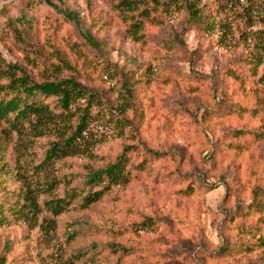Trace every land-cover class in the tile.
I'll use <instances>...</instances> for the list:
<instances>
[{
    "label": "rangeland",
    "instance_id": "1",
    "mask_svg": "<svg viewBox=\"0 0 264 264\" xmlns=\"http://www.w3.org/2000/svg\"><path fill=\"white\" fill-rule=\"evenodd\" d=\"M49 2L0 0V87L17 65L102 101L75 153L51 164L77 116L0 121V264H264V0H200L211 26L180 11L138 40L118 0ZM123 151L130 183L89 208L77 195L50 209Z\"/></svg>",
    "mask_w": 264,
    "mask_h": 264
},
{
    "label": "trees",
    "instance_id": "2",
    "mask_svg": "<svg viewBox=\"0 0 264 264\" xmlns=\"http://www.w3.org/2000/svg\"><path fill=\"white\" fill-rule=\"evenodd\" d=\"M45 1L50 3L49 0ZM115 8L127 24L126 35L133 40L145 37L147 24L162 25L164 18L175 12H187L189 21L200 27L212 24L205 16L200 0H118ZM66 14L79 24L77 16L71 12ZM17 71L21 75H16ZM6 72L9 75L8 81L0 87V121L17 129L23 121L31 122L37 127L56 119L63 121L77 116L74 132L67 138L51 142L46 151V161L51 164L56 159L74 154L78 138L83 136L87 128L88 119L101 104L99 93L72 77L37 82L17 65H9ZM122 77L121 93L123 102L128 104L133 99L135 83L127 75ZM263 132H256V139H262ZM125 151L105 166L91 171L86 177L85 189L72 191L68 200L61 201V198H57L51 201L50 209L61 211L77 195H82L81 206L89 208L101 201L112 187L130 183L134 167L130 166L131 156L126 155ZM151 153L155 156L161 154L158 151ZM4 187L0 181V192ZM255 193L257 197L264 198V190H256ZM255 205L264 207L259 201ZM262 243L264 245V239Z\"/></svg>",
    "mask_w": 264,
    "mask_h": 264
}]
</instances>
